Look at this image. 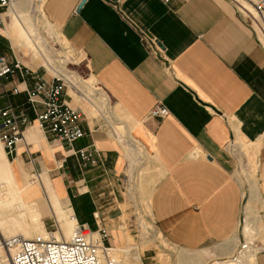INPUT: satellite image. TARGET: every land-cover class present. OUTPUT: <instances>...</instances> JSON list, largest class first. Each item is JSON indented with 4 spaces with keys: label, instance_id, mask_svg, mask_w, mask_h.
Returning <instances> with one entry per match:
<instances>
[{
    "label": "crops",
    "instance_id": "crops-1",
    "mask_svg": "<svg viewBox=\"0 0 264 264\" xmlns=\"http://www.w3.org/2000/svg\"><path fill=\"white\" fill-rule=\"evenodd\" d=\"M26 3L15 0L11 6L20 16L17 9H25ZM11 6L0 14V49L9 42L22 65L41 66L33 53L26 61L20 59L23 46L13 40L16 33L6 17ZM41 10L62 39L82 53L91 78L121 116L116 118L121 125L108 122L90 98L75 96V101L64 87L61 99L83 115L82 135L71 149L94 146L100 163L80 169L65 147L28 124L23 131L28 150L18 144L6 155L0 143V210L11 204L14 210L17 204L28 214L24 205L30 201L27 209L42 223L41 217L55 216L48 197L52 187L67 217L93 229L96 212L109 229L108 219L120 211L116 180L125 164L123 152L132 164L139 148L153 157L160 171L146 205L164 237L183 249H206L217 258L236 249L243 220V192L229 147L236 132L246 141H258L255 175L258 184L264 182V43L239 3L121 0L115 9L103 0H43ZM35 73L1 80L0 107L8 100L32 120L40 104L34 102L33 109L25 89ZM13 86L17 93H8ZM158 103L167 114L149 117ZM37 191L36 197L23 199ZM260 195L264 199L261 190ZM12 216L0 217V227ZM63 224L54 233L69 238L73 226L67 220ZM37 234L47 233L41 228ZM119 242L125 243L124 234L112 243ZM255 257L257 264H264V249Z\"/></svg>",
    "mask_w": 264,
    "mask_h": 264
},
{
    "label": "rangeland",
    "instance_id": "rangeland-1",
    "mask_svg": "<svg viewBox=\"0 0 264 264\" xmlns=\"http://www.w3.org/2000/svg\"><path fill=\"white\" fill-rule=\"evenodd\" d=\"M20 1L30 3V0H17V2ZM237 1L245 5L241 0ZM31 2L29 5L26 3L25 9H17L21 20L28 23L31 35H28L25 28L20 25L11 13V15L6 16L11 29L16 33V35H13L15 37L13 40L18 46H23L20 47L22 51L20 59L26 61L27 55L32 53L37 55L40 58L41 66L31 63L27 65L28 67H37L39 73L45 70L43 73L45 78L53 74L57 77L60 76L59 78L63 80L66 92L75 101L77 100L75 96L90 98L95 105L94 109L101 111L103 115H107L108 122L110 120L114 125H121L119 122L116 123V118H121V116L91 78L82 53L71 48L62 39L57 27L47 22L41 15L43 0H32ZM9 5L2 8L1 12L6 11ZM31 6L33 7L30 8ZM35 6H38V11H36L37 7ZM1 24L3 22L0 16ZM260 37L264 43V35H260ZM0 52H3V55L12 57L11 61L18 60L13 55L9 42L6 47L0 49ZM40 55H43L44 58ZM19 62L22 64L21 61ZM70 90L74 96L71 95ZM110 110L112 115L114 114L113 116L109 115ZM108 116L112 117L109 118ZM119 129L123 135V127L121 126ZM229 147L236 158L235 177L243 192V220L239 222L237 227L240 235L238 243L242 241V233L243 238L252 243L250 245L252 249L248 248L237 254L234 247L231 252H228L227 256L217 258L211 256L206 249L190 250L171 244L155 226L146 205L149 191L159 177L160 171L153 157L145 155L137 148L133 155V165L128 163L129 161L123 152L125 164L116 180V192L119 193L121 200L118 203L120 211L118 217L108 219L111 226L109 229L107 228L108 243L111 247L117 246L115 247L117 249L115 252L122 264H214L216 260L223 261L227 259H237L238 261L234 262V264H257L255 254L264 249V199L260 195V190L264 192V182L263 184H258L255 175L258 141H246L236 132L229 143ZM130 166H132L131 169ZM26 176H28V173H26ZM41 177L45 176L42 175ZM48 184L50 185L49 181ZM37 187L39 189L38 185ZM51 190L48 197L56 217L46 215V217H41L42 223H39L27 209V206L31 204L30 201L27 205H24L26 212L30 215L18 210L16 208L17 204H15L13 210L10 203V206L1 208L0 217L8 218V214H15V218L12 216L9 219H5L2 227H0V236L11 235L15 232H9L16 230L17 233L32 237L42 228L46 230V233L47 231H52L57 238L61 237L54 232L58 229L62 230L65 220L70 222L71 227L75 221L69 216L67 217L63 205L57 199L56 192L52 187ZM37 195L38 191L30 196L24 195L23 199L25 201L30 200ZM4 198L6 199L5 196ZM259 209L262 211L259 212ZM68 212L71 213L69 210ZM71 215L73 214L71 213ZM54 225H56V229ZM120 234L122 236L124 234L125 243H112Z\"/></svg>",
    "mask_w": 264,
    "mask_h": 264
},
{
    "label": "built area",
    "instance_id": "built-area-1",
    "mask_svg": "<svg viewBox=\"0 0 264 264\" xmlns=\"http://www.w3.org/2000/svg\"><path fill=\"white\" fill-rule=\"evenodd\" d=\"M13 0H0L1 9L7 7ZM113 8L118 9L121 0H103ZM163 3L169 0H161ZM252 11L244 12L248 22L254 29L264 34V0H245ZM241 6V5H240ZM37 68V67H36ZM28 67L18 60L10 61L0 52V83L8 76L18 73L21 77L30 74ZM42 73H35L30 88L25 89V100L33 108L34 102L40 104V110L35 112L32 120L28 119L22 110L6 100L0 107V143L6 155L15 152L16 145L27 143L24 139V127L36 122L37 128L52 140H56L76 157L80 169L100 163V155L94 146L71 149L73 140L82 135L79 119L83 116L78 108L70 106L61 93L65 87L61 78L50 75L45 78ZM6 92V91H4ZM8 93H17L16 86ZM34 109V108H33ZM167 109L160 103L154 105L148 113L149 117H163ZM92 217L95 228L85 223L74 222L69 238L57 239L52 231L46 236L35 234L23 237L20 234L0 236V264H121L112 256V247L108 243L107 229L101 224L97 213ZM56 229V225H54ZM246 240H242L236 250L239 254L247 248L252 249Z\"/></svg>",
    "mask_w": 264,
    "mask_h": 264
},
{
    "label": "bare ground",
    "instance_id": "bare-ground-1",
    "mask_svg": "<svg viewBox=\"0 0 264 264\" xmlns=\"http://www.w3.org/2000/svg\"><path fill=\"white\" fill-rule=\"evenodd\" d=\"M15 1V0H14ZM235 1H237V0H235ZM243 3H245V5H243V4H241V3H239L238 1V3H239V5H241L240 6V8H241V10L243 11V12H247V11H252V9H251V7H250V5H249V3L247 2V1H245V0H241ZM10 6H11V4H10ZM246 6H248V7H246ZM10 12L14 15V17L18 20V22L20 23V25L23 27V28H25V30H26V32H28V35H31V31H30V28L28 27V23L27 22H25V21H23V20H21L20 19V17L18 16V14L16 13V11H15V9L13 8V6H11L10 7ZM257 35L260 37V35H264L263 33H260L259 31H257ZM261 38V37H260ZM41 57H43V55H40ZM44 58V57H43ZM53 71H55V72H57L56 70H53ZM60 77V76H59ZM32 124H35L36 125V122L34 121ZM37 126V125H36ZM16 234H20V235H22L23 237H27V236H24L23 234H21V233H16ZM40 235H42V236H46L47 234H40ZM54 235V234H53ZM55 236V235H54ZM56 237V236H55ZM28 238V237H27ZM57 238V237H56ZM60 239L62 238V237H59ZM59 238H57V239H59ZM248 242V241H247ZM248 243H250V242H248ZM264 248V247H263ZM248 249V248H247ZM115 250H117L115 247H112V251H113V253H112V256L118 261V262H120V259H119V257L116 255V252H115ZM254 255V254H253ZM236 261H238L237 259H227V260H223V261H220V260H216L215 262H214V264H234V262H236ZM121 263V262H120ZM122 264V263H121Z\"/></svg>",
    "mask_w": 264,
    "mask_h": 264
}]
</instances>
